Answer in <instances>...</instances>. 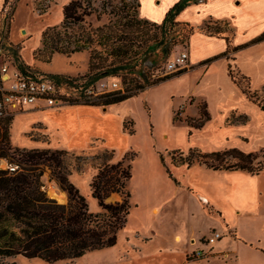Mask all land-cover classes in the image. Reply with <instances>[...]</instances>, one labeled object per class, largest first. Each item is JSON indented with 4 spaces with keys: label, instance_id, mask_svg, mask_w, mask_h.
Segmentation results:
<instances>
[{
    "label": "rangeland",
    "instance_id": "374dc122",
    "mask_svg": "<svg viewBox=\"0 0 264 264\" xmlns=\"http://www.w3.org/2000/svg\"><path fill=\"white\" fill-rule=\"evenodd\" d=\"M71 1L80 2L76 10L77 14L90 12L91 15L86 16L80 24L72 26L66 31L61 29L59 37L64 39V42H61L59 46L67 45L66 37L74 39L75 36L89 34L93 38L92 44L89 46L90 49L69 57L53 54L50 60H47L48 51L43 50L41 35L39 46L32 49L37 45V34L41 26L46 23L47 26L44 28L46 29L59 26L62 22V19L59 20L58 12L54 9V5L60 3L58 0H33L31 10L27 8L24 11L26 16L21 15L22 19L18 16L16 20L19 24L30 23L35 31L33 33L23 29L22 34H19L22 41L13 45V51H16L13 52V60L16 67L22 66L23 72L27 74L60 75L76 80L75 86L61 87L60 92L64 94L61 105L50 108L39 107L36 110L53 109L49 110L52 113L59 109L61 111L75 107H95L98 109L99 115L77 114L70 110L63 111L55 119V127L52 126L55 124L54 116L35 117L29 122L27 130L23 132L25 143H15L11 139V128L16 117L23 113H13L11 114L10 142L12 146L21 149L65 150L73 156L69 161L70 168L76 166L75 157H79L82 168L80 172L75 169L71 170L68 179L85 197L89 209L93 212L99 211L96 201L91 197L90 183L93 177L105 166L121 164L119 172L123 184L122 192H129L132 208L127 216L125 227L119 232L116 245L101 251L87 253L79 259L52 264H117L120 258L121 261H124L123 256L133 252H137V255L142 258L151 259L150 255L153 254L151 234L153 231L143 230V223L147 219L144 214L150 212L153 199H159V194H162L163 198L168 193L163 176L167 175L172 178L175 168L187 167L186 165L175 166L170 153L177 149L187 153L190 148H197L188 146L191 128L186 122L181 121L184 118L178 107L183 104L184 99L180 96L179 85L180 82H195V79L203 72L205 64L191 67L187 63L186 69L180 73L165 74L167 61L174 59L181 52H188L190 37H182L188 29L182 23L174 26L162 25L164 17L162 18L161 15L166 14L168 8H171L178 0H69L68 3ZM14 2L15 0H9V4L5 6L0 34L5 29L7 30L6 22L12 19ZM197 2H205V0ZM230 3L235 5L233 14H237L239 21L251 13L256 14L255 21L245 25L240 23V30L236 32L231 20L210 18L197 27L189 24L194 28L192 34L200 33L210 37L227 36L230 46L233 45V42L238 44L248 40L247 38L251 35L255 37L256 32L264 27V16H260L264 15V0H230ZM144 17L153 18V20ZM52 22L55 24H51ZM249 25H253V27L247 31ZM263 31L264 29L259 33ZM9 36L12 39V30H10ZM107 36L111 38L105 40ZM254 44L253 47L243 50L239 48L237 52L230 50L228 58L232 60L233 56L237 55L236 59L231 61L230 66L232 75L240 82L241 87H246V83L250 82L251 91L259 92L261 86L264 85V41ZM69 48H73V45H70ZM147 48L152 51L149 52ZM165 48L169 49L166 59L163 58ZM91 50H95L99 54L104 66L115 67L120 62H131V66L135 65L133 68L136 72L144 70V73L149 79H153L154 83L140 88L142 81H136V74L128 75L126 71L121 70L117 76L105 77L100 79V82L87 86ZM248 52H252L253 60L246 55ZM148 54L151 55L148 58L149 61L155 60L154 65H150L149 61L142 64L143 58ZM242 69L244 71H241ZM193 70L196 71L192 72ZM216 72L217 79L222 82L225 79V74L223 75L222 70ZM185 73H187L186 76L179 78ZM242 74L249 80L243 79ZM116 80L120 83L118 92H121L122 95H133L129 98L130 100L127 103H124L125 100L107 106L91 105L99 100L98 96L117 92L108 89L102 90L100 86L101 83L110 86ZM189 101L187 99L186 103ZM190 103L192 102L190 101ZM255 106L260 109L257 105ZM196 107L199 111L205 112L203 101H197ZM131 118L134 119L135 126H133ZM237 119V123H239L243 118L238 117ZM164 135L168 136L167 139ZM192 139H194L193 142L198 140L195 137ZM253 153L257 155L253 161L255 167L257 162L264 163V148L255 150ZM161 157L163 163L160 160ZM193 166H197V164H192L190 167ZM6 167L7 163L0 160V168ZM165 168L168 169L169 174L166 173ZM124 172L129 174L130 178L127 174L124 176ZM48 176L49 172L46 171L42 178L46 193L52 188L55 194L60 192L63 195V198L57 197L63 200V203L60 204L66 203L65 195L55 183L48 181ZM111 194L118 195L115 202H120L124 196V193L111 192L105 202ZM136 204H139L138 208H135ZM154 213L156 214V211ZM166 213L160 223H153L152 226L158 229L155 232L157 233V238L154 241L156 244L162 243L168 238L167 228H169L170 220L169 217H165L168 215V211ZM240 218L241 216L233 222L236 232L231 228L218 231L222 235L221 241L216 243L218 245L210 251L204 249L205 255L202 258L191 260L211 264H264V228L257 229L253 225L247 224L244 218ZM262 222L264 224V216ZM258 236H260V242H257ZM130 243L137 246L134 248ZM198 245L202 247L203 244L199 242ZM139 248L143 249L138 250ZM142 261L144 262L145 259ZM0 264L48 263L17 256L0 258Z\"/></svg>",
    "mask_w": 264,
    "mask_h": 264
},
{
    "label": "trees",
    "instance_id": "16d2710c",
    "mask_svg": "<svg viewBox=\"0 0 264 264\" xmlns=\"http://www.w3.org/2000/svg\"><path fill=\"white\" fill-rule=\"evenodd\" d=\"M197 1L178 0L166 12L162 25L179 24L175 21L177 15L191 2ZM79 5V1H71L65 5L62 9L61 24L43 30L41 41L43 50L48 51L47 60H50L53 54L69 57L90 49L89 46L92 44L93 38L89 34L78 35L74 39L66 37L67 45L59 46L61 42H64V39L59 37L61 29L66 31L72 26L80 24L86 16L91 15L90 12L77 14L76 10ZM182 24L188 29L182 37L189 38L194 28L188 23ZM223 37L227 42L226 53L235 50L230 46L229 38ZM110 38L107 36L105 40ZM261 41H264V31L249 43L241 47L238 46L236 49ZM70 45H73V48H69ZM147 49L149 52L152 51ZM168 54L169 49L165 48L163 58L166 59ZM150 57V54L146 55L142 64L149 61ZM154 61H149L150 65H154ZM134 66H131V62H120L115 67L104 66L99 54L95 50H91L87 86L100 82L102 78L117 76L121 70L126 71L128 75L136 74V81H142L140 88L154 83V80L149 79L144 70L136 72ZM18 68L20 71L22 70L21 72L24 71L22 66L19 65ZM43 77L56 80L61 87L75 86L76 82L72 78L60 75H45ZM229 77L250 102L264 110V85L261 86L259 92L251 91L250 82H247L246 87L242 88L240 82L232 75L230 65ZM241 77L249 80L243 74ZM132 96L122 95L121 92H112L98 96L99 100L91 105L117 104ZM233 118L232 116V120ZM208 120L207 112L201 110L198 119H181L196 129L201 128ZM245 122H247V117H243L239 123ZM11 124V115L0 118V160L7 163L6 168H0V258L20 256L28 260L37 259L52 264L79 259L87 253L101 251L116 245L119 232L125 227L127 216L132 208L129 192H122L123 184L119 172L121 164L105 166L93 177L90 183L91 197L96 201L99 209L98 212H93L89 209L85 197L68 179L71 170L75 169L80 172L82 165L79 162V157H75L76 166L70 168L69 161L73 156L65 150L21 149L12 146L10 142ZM170 155L175 166L198 164L215 171H244L251 175H257L264 171V163L257 162L256 167L253 164L257 158L256 154L253 152L243 153L235 148L211 153H204L198 148H190L187 153L173 150ZM160 160L163 163L162 157ZM165 169L169 174L168 169ZM46 171L49 172L48 181L55 183L62 191L66 197V203L60 204L47 195L42 180ZM126 174L124 172V176ZM127 176L130 178L129 174ZM111 192L124 193V196L120 202L106 203L105 199Z\"/></svg>",
    "mask_w": 264,
    "mask_h": 264
},
{
    "label": "crops",
    "instance_id": "0c3cea01",
    "mask_svg": "<svg viewBox=\"0 0 264 264\" xmlns=\"http://www.w3.org/2000/svg\"><path fill=\"white\" fill-rule=\"evenodd\" d=\"M32 2L33 0H15L14 2L15 4L11 13L12 19L7 24V42L11 46L12 58L13 45H17V42L22 41L19 34H22L23 29L33 33L35 31V28L30 23L19 24L16 20L18 16L22 19L23 16L21 15H25L24 11L27 8L31 10ZM58 2L60 3L55 4L54 9L58 12L60 20L62 19V7L69 0H58ZM7 4H9V0H0V29L3 23L4 6H7ZM234 6L230 3V0L193 2L177 15L176 21L197 27L210 18L228 19L232 21L236 32H239L240 23H244L245 25L254 22V18L257 16L251 13L248 14V18L244 17L239 21L236 16L237 14H233L235 12ZM164 16L165 14L161 15L162 18ZM146 19L153 20V18ZM45 24L40 27L37 34V45L32 49L39 46L41 32L47 26ZM51 24H55V22ZM252 27L253 25H249L247 31L248 29L251 30ZM263 29L264 27L256 32L255 37L260 35L261 33L259 32ZM10 30H12V39L9 36ZM255 37L251 35L247 38L248 40L238 44L233 42L231 47L236 49L238 46L249 43ZM252 45L255 44L246 46L241 50L253 47ZM226 50L227 42L224 37H210L200 33H193L190 36L187 63L191 67H198L202 64H205V67L203 72L195 79V82H180V96L184 99V102L180 104L178 110L184 119H198L200 111L196 107V102L200 100L203 101L205 111L209 117V120L201 128L190 127L188 146L197 147L204 153L232 148L238 149L243 153H252L255 150L264 148V110L257 109L245 97L239 87L231 81L229 77V65L232 60L236 59L237 55L235 54L233 59L230 60L228 55L231 52L226 53ZM234 51L237 52L238 49ZM223 53L224 55H222ZM246 55L251 60L254 59L252 52H248ZM208 60L211 61L208 62ZM219 70L223 71V75L225 74V79L222 82H219L215 75L216 71ZM194 71L196 70L192 72ZM241 71L244 70L242 69ZM186 75L187 73L182 74L179 78ZM187 99L192 103L190 101L186 103ZM129 100L127 99L124 103H127ZM39 107H45V104L38 102L34 107L14 112L23 114L17 116L15 121H13L11 128V139L13 142L25 143L26 140L23 137V132L27 130L29 122L34 120L35 117L54 116L55 124H52V126L55 127V119L63 111L70 110L77 114L99 115V111L95 107H75L61 111L59 109L52 111V113L49 110L53 109L36 110ZM33 109L35 111H32ZM232 116L234 117L233 120ZM238 117H247V122L237 123ZM131 120L133 126H135L134 119L131 118ZM174 135L176 137L175 133ZM164 136L167 139L168 136ZM193 137L198 138V140L193 142ZM161 167L163 168L162 165ZM173 173L172 178L167 175L163 176V182L168 187V193L163 198V195L159 194V199L162 198L161 200L153 199V205H150V212L144 214L147 219L143 223V230L153 231V234H151L153 237V254L150 255L151 259L142 258L137 255V252H133L132 254L123 256L124 261H121L120 258L117 264H211L194 261L189 257L191 252L202 248L198 243H203L211 231H224L231 228L236 232L235 223L233 222L240 216L245 219L247 224H251L257 229L264 228L262 227L264 225L262 222L264 216V171L257 175H251L244 171H215L197 164V166L193 167L175 168ZM138 206L139 204H136L135 208H138ZM155 211L156 214L154 213ZM167 211L168 215L165 217H169L170 220L169 228H167V232H169L168 238L163 240L162 243L156 244L154 241L157 238V233L155 232L158 229L152 226L153 223H160V220L164 218L163 215L167 214ZM151 228L154 229L152 230ZM257 239V242H260V236ZM219 241L216 243H219ZM216 243L213 244L211 250L218 245ZM130 245L134 248L137 246L133 243H130ZM141 249L143 248H139L138 250ZM143 259H145L144 262L142 261Z\"/></svg>",
    "mask_w": 264,
    "mask_h": 264
},
{
    "label": "built area",
    "instance_id": "2783aa9c",
    "mask_svg": "<svg viewBox=\"0 0 264 264\" xmlns=\"http://www.w3.org/2000/svg\"><path fill=\"white\" fill-rule=\"evenodd\" d=\"M7 32L5 29L0 34V118L34 107L38 102H43L48 108L61 105L64 94L60 92L61 86L56 80L27 74L16 67L11 56V46L7 42ZM187 60L186 52L179 53L174 59L166 62L165 74L180 73L186 69ZM100 86L102 90L118 92L120 89L118 80L112 82L110 86L103 83ZM221 238V233L215 230L211 231L210 235L201 243L204 246L202 245V248L191 252L189 257L192 259L202 258L205 255L204 249L210 251L213 244Z\"/></svg>",
    "mask_w": 264,
    "mask_h": 264
},
{
    "label": "water",
    "instance_id": "95a60500",
    "mask_svg": "<svg viewBox=\"0 0 264 264\" xmlns=\"http://www.w3.org/2000/svg\"><path fill=\"white\" fill-rule=\"evenodd\" d=\"M48 195L55 198L58 203H63V200L61 202L58 200L57 196L55 195L54 189L50 188L47 191ZM118 195L117 194H111L108 199L106 200L107 203L115 202L117 200Z\"/></svg>",
    "mask_w": 264,
    "mask_h": 264
},
{
    "label": "bare ground",
    "instance_id": "6f19581e",
    "mask_svg": "<svg viewBox=\"0 0 264 264\" xmlns=\"http://www.w3.org/2000/svg\"><path fill=\"white\" fill-rule=\"evenodd\" d=\"M57 197H60V198H63V195L60 193V192H56V194H55ZM60 198H58L60 201H61V199Z\"/></svg>",
    "mask_w": 264,
    "mask_h": 264
}]
</instances>
